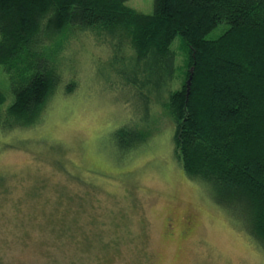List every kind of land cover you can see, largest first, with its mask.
Wrapping results in <instances>:
<instances>
[{
	"label": "rangeland",
	"instance_id": "obj_1",
	"mask_svg": "<svg viewBox=\"0 0 264 264\" xmlns=\"http://www.w3.org/2000/svg\"><path fill=\"white\" fill-rule=\"evenodd\" d=\"M126 6L150 15L153 0ZM180 48L177 38L182 68ZM107 56L92 36L69 34L37 125L0 130V264H264L209 186L186 177L166 98L142 122V103L127 105L109 84ZM14 74L0 67V120ZM128 127L141 138L135 146L113 136Z\"/></svg>",
	"mask_w": 264,
	"mask_h": 264
},
{
	"label": "trees",
	"instance_id": "obj_2",
	"mask_svg": "<svg viewBox=\"0 0 264 264\" xmlns=\"http://www.w3.org/2000/svg\"><path fill=\"white\" fill-rule=\"evenodd\" d=\"M128 1L0 0V67L17 81L0 130L37 125L60 83L61 46L88 34L108 47V83L127 105L142 103V122L166 98L186 177L209 186L264 254V0H153L150 15ZM219 25L223 33L209 38ZM113 136L124 146L141 139L130 127Z\"/></svg>",
	"mask_w": 264,
	"mask_h": 264
}]
</instances>
